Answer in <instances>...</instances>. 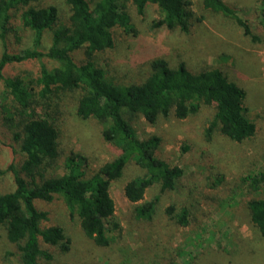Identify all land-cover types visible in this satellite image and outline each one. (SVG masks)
I'll use <instances>...</instances> for the list:
<instances>
[{"label": "trees", "instance_id": "trees-1", "mask_svg": "<svg viewBox=\"0 0 264 264\" xmlns=\"http://www.w3.org/2000/svg\"><path fill=\"white\" fill-rule=\"evenodd\" d=\"M38 1L0 0V136L11 134L23 155L19 171L13 165L0 168V178L12 172L14 185L10 191H0V229L14 247L7 255L15 256L16 264H49L52 247L68 250L63 229L45 226L48 214L35 204L50 202L55 196L69 216L78 219L86 238L97 247H109L113 241L110 233L118 227L113 221L115 204L110 185L119 181L129 166L140 172L123 186L125 199L134 205L133 218L153 219L160 196L175 190L184 171L157 155L159 137L137 135L131 124L135 117L153 124L172 113L181 120L203 105L213 109L204 128L207 140L217 131L231 142L243 143L257 130L246 115L245 91L216 65L192 69L183 62L171 66L156 57L149 62V73L141 82L119 84L106 79L102 68L94 63L95 53L113 47V28L134 32L131 8L143 15L148 5H154L161 15L154 27L187 34L193 23L201 20L189 0H64L69 7L66 22L60 20L55 5H36ZM235 1L200 0V4L204 11L232 20L245 36L258 41L250 18L241 14ZM240 5L253 8L250 2ZM257 11L253 15L264 31V9ZM15 23L31 32V46L10 51L7 36L15 31ZM44 32L51 33L50 45L41 51ZM78 50L83 51L80 61L73 58ZM42 58L56 65L41 66L36 76L8 74L13 64ZM73 91L81 93L75 102V115L97 120L102 125V139L116 151L111 160L89 175L81 157L63 154L66 96ZM57 164H61L60 171L53 170ZM241 180L249 191L261 190L257 174H246ZM154 186L157 193L146 200V191ZM245 205L251 224L264 237V194L247 199ZM164 214L178 226L189 223L184 208L176 211L169 205Z\"/></svg>", "mask_w": 264, "mask_h": 264}, {"label": "rangeland", "instance_id": "rangeland-1", "mask_svg": "<svg viewBox=\"0 0 264 264\" xmlns=\"http://www.w3.org/2000/svg\"><path fill=\"white\" fill-rule=\"evenodd\" d=\"M189 1L201 20L194 22L187 34L154 27L161 16L154 5H148L143 15H137L131 8L129 16L134 32L113 28V47L95 53L94 63L102 68L106 79L119 84L141 82L149 73V62L156 57L164 58L171 66L183 62L192 69L216 65L245 91L246 115L255 123L256 134L243 143H234L216 131L207 140L204 128L213 109L203 105L181 120L172 113L159 117L153 124L135 117L131 124L137 135L159 137L157 155L181 167L183 177L175 190L160 196L153 219L139 221L133 218L134 205L123 195L125 182L140 173L129 166L122 178L110 185L115 204L113 221L118 227L111 231L113 241L105 248L95 246L84 236L78 219L69 216L58 197L50 202L36 201V207L48 214L44 225L61 227L68 239L66 252L52 247L53 259L49 264H264V237L251 224L245 205L247 199L264 194V31L253 15L254 10L258 13L257 9H264V2L263 5L256 3L258 0L234 3L245 18H250L251 29L259 38L252 41L232 20L204 11L200 0ZM249 2L252 9L240 5ZM37 4L55 5L60 20L66 22L69 7L64 0H39ZM14 26L15 31L7 36L10 51L30 47L31 32L22 29L19 23ZM50 36V32H44L39 50L44 51L50 45ZM1 51L0 43V54ZM73 58L83 59V51H76ZM43 65L51 68L56 63L42 58L13 64L8 67V74L36 76ZM80 94V91L67 93L63 120L66 131L61 142L63 154L71 152L81 157L89 175L111 160L116 151L102 139V125L97 120L75 115V102ZM22 160L11 134L1 135L0 168L13 165L19 171ZM53 170L60 171L61 164ZM246 174H257L260 191L246 188L241 180ZM13 188V174L8 171L0 178V191ZM157 189L154 186L147 190L145 199L150 200ZM169 205L176 211L187 210L186 226H178L165 216L164 209ZM13 250L0 229V264L17 263L15 256L7 255Z\"/></svg>", "mask_w": 264, "mask_h": 264}]
</instances>
